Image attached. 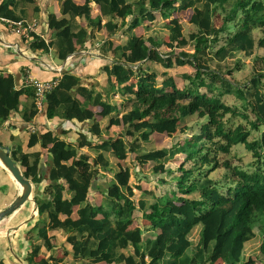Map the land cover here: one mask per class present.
Returning <instances> with one entry per match:
<instances>
[{
	"label": "trees",
	"instance_id": "trees-1",
	"mask_svg": "<svg viewBox=\"0 0 264 264\" xmlns=\"http://www.w3.org/2000/svg\"><path fill=\"white\" fill-rule=\"evenodd\" d=\"M62 1V20L70 33L61 34L58 25L62 20L51 13V40L31 33L32 51H52L64 60L77 46H85L88 28L94 34L101 25L109 37L122 32L124 39L119 43L108 39L100 47L112 58L103 70L105 86L99 90L79 86L77 75L64 72L49 93L57 98L47 110L49 119L87 124L77 129L75 141L53 131L30 135L32 144L40 142L48 147L52 165L48 182L44 183L40 174L41 152H24L19 144L11 148V157L25 177L43 186L41 192L34 193L38 211L35 224L27 232L32 239L28 264H246V246L256 238V229L262 230L264 255V131L249 140L251 129L264 125V54L255 55L257 47L264 49V0ZM26 2L5 0L0 17L23 20L25 11L19 14L17 8ZM91 2L99 6L100 15L92 16ZM176 8L192 9L190 23L197 31L186 35L181 23L167 21ZM35 12L39 8L35 7ZM216 13L224 14L219 28L214 25ZM79 17L86 19L87 27L79 24ZM231 22L236 23L235 29L230 28ZM255 30L262 33L258 39ZM221 33L226 35L225 43L217 48ZM188 45L191 51L184 49ZM252 58L251 79L240 85L234 71L242 70ZM157 62L164 69L160 91L149 84L151 76L160 75ZM184 66L192 71L183 72L182 78L188 83L179 87L170 71ZM3 91L8 92L4 117L23 105L24 120L32 121L38 112L35 91L16 89L12 76H0V96ZM225 94H235L250 108L254 119L249 128H226L224 116L240 111L222 101ZM24 95L28 100L22 103ZM194 116L208 120L199 133L181 144L157 147L155 134L171 130L184 133ZM4 117L0 116V128ZM115 127L120 130L112 135ZM215 138L225 142L213 149L209 143H216ZM238 144L258 154L256 168L252 172L239 170V177L231 179L233 184L222 192L209 176L212 169L221 166L217 152H212L229 153ZM86 148L95 153L89 173L79 165L91 157ZM128 154L136 156L140 167L154 166L152 176L160 181L161 191L142 190L136 199L138 194L126 179L128 168L123 173L121 163ZM181 155L180 164L173 167L171 162ZM224 165L231 168L228 161ZM102 172L113 176L108 188L99 191L101 201L93 202L94 178ZM147 194L152 198L147 199ZM140 220H144L145 228ZM54 229L63 236L62 249L57 241L52 243L50 231ZM195 232L196 241L192 238ZM44 248L48 257H41Z\"/></svg>",
	"mask_w": 264,
	"mask_h": 264
},
{
	"label": "crops",
	"instance_id": "crops-1",
	"mask_svg": "<svg viewBox=\"0 0 264 264\" xmlns=\"http://www.w3.org/2000/svg\"><path fill=\"white\" fill-rule=\"evenodd\" d=\"M4 1L0 0V7ZM74 1L77 4H84L86 2V0ZM62 2V0H27L26 4L20 3L18 5L17 12L21 14V11L24 10L23 20L26 23L36 22L37 25L34 33L49 42L54 30L50 29L48 18L53 13L61 20L63 19L61 12ZM90 5L93 17L101 14L99 6L93 2ZM35 7L39 8L38 13L35 12ZM1 18L0 76H12L16 89L25 87L33 89L36 94L38 112L33 116L32 121L27 122L22 116L23 105H21L19 111H12L4 117L6 112L4 100L8 92L3 91L0 96V116H3L5 120L2 123L0 132L2 129L10 132V138L13 143L12 147L9 146L10 152L11 148L17 144L22 146L24 152H41L40 174L43 176L44 183H46L49 181V173L52 167L48 147L42 146L40 142L32 144L30 135L32 133L42 135L48 131H53L63 138L75 141L77 129H83L87 122L80 123L77 120L69 121L60 118L49 119L47 117V110L57 100L55 95L49 94L53 89L48 91L43 99H39L35 88L27 85V72H31L34 77L46 82L57 78L60 79L64 72H70L80 78L79 86L87 88L95 87L99 90L107 84V77L103 70L107 65L112 63V58L103 53L100 47L108 39H112L117 43L121 42L124 39V34L118 32L109 37L103 25L94 34L91 28H88L85 46H77V50L74 53L66 59L61 60L55 57L52 51H32L30 49L32 35L26 36L23 33L16 32L8 22H5ZM105 21L103 19L102 24ZM78 22L81 26L87 27L85 18L79 17ZM58 30L62 35L70 33V27L65 23V20L59 23ZM118 34H120V37ZM115 36L117 40L119 38L120 40L117 41ZM73 92H77V87L73 89ZM78 97L82 99L80 96ZM21 100L22 103L26 102L28 100L27 95L22 96ZM92 109L98 110V108ZM0 143L3 146L5 145L1 141ZM19 186L0 161V211L9 206L16 198L21 189V186ZM39 188L43 189V186L41 184L37 185L38 190ZM37 211L36 202L27 201L18 211L0 222V264H28L26 258L32 245V239L28 237L27 232L37 220ZM56 241L52 239V243ZM48 254L49 251L44 248L41 257H48ZM62 255L63 250H60V256ZM60 264L67 263L62 262Z\"/></svg>",
	"mask_w": 264,
	"mask_h": 264
},
{
	"label": "rangeland",
	"instance_id": "rangeland-1",
	"mask_svg": "<svg viewBox=\"0 0 264 264\" xmlns=\"http://www.w3.org/2000/svg\"><path fill=\"white\" fill-rule=\"evenodd\" d=\"M192 13H193L192 9L181 10L179 8H176L173 14V17L167 21L171 23H175V24L181 23L184 28V33L187 35L189 33L197 31V27L194 24L190 23V18L192 16ZM223 17H224L223 13L222 15L220 13H216L215 18H214V25L216 27L219 28L223 24ZM229 25L231 29L236 28L235 22H231L229 23ZM138 31L140 33H144L143 29H139ZM254 33L257 39L262 35L260 30H255ZM118 36L120 37V34H118ZM225 37H226L225 34L221 33L219 35L220 41L216 45L217 48L225 43ZM115 38L117 40L116 36ZM119 40L120 38L117 41ZM166 44H167V49H168L166 51H169L171 49L169 40H166ZM184 49L186 51H191L192 47L188 45ZM256 54L258 55L264 54V49L257 47L255 49V55ZM157 64L159 66V70H156V71H159L158 73L160 75L155 77V76H151L150 74L151 78L149 80V84L152 87V89H158L160 91L162 89L161 82L163 80V75L161 73L164 69L160 67L159 62H157ZM190 70L192 71L191 67L189 66L177 67L170 71V75L176 80L177 85L180 87L188 83L182 78L183 72L190 71ZM253 70H254V60L252 58V59L246 60L242 70L234 71V74H233L234 79L240 85L248 84V82L251 79V74ZM130 77L131 79L133 78L132 76ZM221 99L225 104L233 108L236 107L240 111V113H238L235 116L232 113H229L226 116H224L223 121L226 123V128L227 129L236 128L238 125H245L246 127L249 128L250 121L254 119V115L250 111V108L248 106L246 107V105L244 104V101L238 98L235 94H225L224 96L221 97ZM246 114L248 115L247 117L245 116ZM207 122L208 120L205 117L194 116L192 120L187 123L186 127L188 129L184 133L180 131L175 132L171 130L167 133L155 134V137H154L155 142L154 141L153 142L157 145V147H159V149L170 147L173 145L174 142L181 144L184 141H187L188 139H190L194 134L199 133L201 131V127ZM181 128L183 129L184 126ZM119 130L120 129L116 127L112 128V135H115L116 132ZM263 131H264V125L261 126L259 130L251 129L249 140L257 139L258 137H260ZM175 135H176V139H175ZM11 140L12 139L10 138V132L6 129H2V131L0 132V141L5 144L4 146L12 147L13 143ZM215 142L216 143L214 142L209 143V146H211L213 149L217 147L219 142L224 143L225 141L223 138H215ZM86 149H87L86 153L89 156L91 155V157L88 160L80 161L79 165L83 172L89 173L91 169H93L94 162H93L92 156L95 155V153L91 149H88V148ZM215 152H217L218 154V159L221 163L220 164L221 166L214 170L212 169L210 171L209 176L218 182V185L221 188L222 192H225L227 187L230 184H233L231 179L233 180L239 177L237 174L239 170H245L248 172H252L256 168V160L258 159V154L255 151L248 149L244 144H238V145L232 146L229 153H224L219 150L217 151L213 150L212 153H215ZM179 157H182V155L177 157L178 158L177 161L173 160L171 162V165L173 167H178V165L180 164L181 158ZM227 161L231 165V168H228L227 166L224 165V163ZM121 163L123 164V173H125V168L126 167L128 168V173H125L126 179L129 184L134 186V191L138 194V197H136V199L141 197L142 190H148V191L155 190L156 191L159 189L158 191H161V188H159L160 181L155 177V175L154 177L152 176V174H154L153 172L154 166L152 167V164H148L144 167L143 166L140 167L136 161V156L134 154H128L126 158L124 156V158L121 159ZM102 173H103L102 176L100 175L99 177L94 178L93 187L91 190L93 202L101 201L102 195L99 193V191L101 192V189L108 188L109 186L108 183L111 181V178L113 176V173L111 172H102ZM160 173H162V171L158 172L157 174H160ZM34 186H35L34 193H36L37 191L41 192L42 188L41 189L39 188L38 190L37 185L34 184ZM139 186L141 187L140 189L137 188ZM164 186L169 188L168 187L169 185H164ZM145 197L147 199L152 198V196L149 194L145 195ZM30 201L35 202L34 194H33L32 200ZM143 221L140 220V223L142 224V226H143ZM52 224L55 227L57 225L56 222ZM256 231H257L256 238L249 241L246 246L247 248H246L245 253H247V260H248L246 264H264V255L261 251V245L263 242L262 230L256 229ZM50 232H51V235L54 236L55 240L58 241V245L60 246L59 249H62L64 247V245H62L63 236L60 234V232H58L57 229L51 230ZM54 238L52 239L54 240ZM192 238L194 241H196L198 238V232H195ZM26 261H27V258H26ZM218 263L222 264V262L220 261Z\"/></svg>",
	"mask_w": 264,
	"mask_h": 264
},
{
	"label": "water",
	"instance_id": "water-1",
	"mask_svg": "<svg viewBox=\"0 0 264 264\" xmlns=\"http://www.w3.org/2000/svg\"><path fill=\"white\" fill-rule=\"evenodd\" d=\"M0 161L9 171L21 189L16 198L9 206L0 211V222L9 215L18 211L27 201L32 200L34 194V185L30 179L26 178L19 164L11 157L10 147L0 144Z\"/></svg>",
	"mask_w": 264,
	"mask_h": 264
},
{
	"label": "built area",
	"instance_id": "built-area-1",
	"mask_svg": "<svg viewBox=\"0 0 264 264\" xmlns=\"http://www.w3.org/2000/svg\"><path fill=\"white\" fill-rule=\"evenodd\" d=\"M2 20H4L5 22H8L10 24V26L18 33H23L26 36H29L31 33H33L35 31L36 22L33 23H26L24 20H10V19H6V18H1ZM26 81H27V85L33 86L36 90L37 96L39 99H43L45 94L54 89L60 79H54L53 81H42L37 77H34L33 74L31 72H27V76H26Z\"/></svg>",
	"mask_w": 264,
	"mask_h": 264
},
{
	"label": "bare ground",
	"instance_id": "bare-ground-1",
	"mask_svg": "<svg viewBox=\"0 0 264 264\" xmlns=\"http://www.w3.org/2000/svg\"><path fill=\"white\" fill-rule=\"evenodd\" d=\"M12 177H13V176H12ZM13 179H14V178H13ZM14 180H15V179H14ZM15 181H16V180H15ZM17 184L20 185L19 183H17ZM20 186H21V185H20ZM20 186H19V187H20Z\"/></svg>",
	"mask_w": 264,
	"mask_h": 264
}]
</instances>
